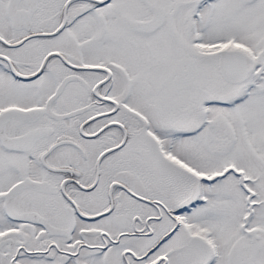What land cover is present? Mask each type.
I'll list each match as a JSON object with an SVG mask.
<instances>
[{
  "label": "snow or ice",
  "instance_id": "snow-or-ice-1",
  "mask_svg": "<svg viewBox=\"0 0 264 264\" xmlns=\"http://www.w3.org/2000/svg\"><path fill=\"white\" fill-rule=\"evenodd\" d=\"M0 264H264V0H0Z\"/></svg>",
  "mask_w": 264,
  "mask_h": 264
}]
</instances>
